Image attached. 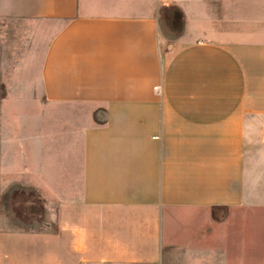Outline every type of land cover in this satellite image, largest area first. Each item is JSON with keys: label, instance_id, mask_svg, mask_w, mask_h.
Segmentation results:
<instances>
[{"label": "crops", "instance_id": "1", "mask_svg": "<svg viewBox=\"0 0 264 264\" xmlns=\"http://www.w3.org/2000/svg\"><path fill=\"white\" fill-rule=\"evenodd\" d=\"M253 3L219 30L195 21L170 37L161 0H0V19L61 22L38 72L36 49L22 50L12 100L16 185L44 194L47 219L1 235L0 264H16V244H45V264H155L178 212L264 200V12Z\"/></svg>", "mask_w": 264, "mask_h": 264}, {"label": "rangeland", "instance_id": "2", "mask_svg": "<svg viewBox=\"0 0 264 264\" xmlns=\"http://www.w3.org/2000/svg\"><path fill=\"white\" fill-rule=\"evenodd\" d=\"M259 1L263 13L264 0ZM161 4V29L170 37L194 33L195 21L214 32L222 18L251 14L254 5L253 0H161ZM60 26L58 20L24 26L0 19V236L43 230L47 219L44 194L34 186L16 185V139L10 137L16 130V103L12 100L16 99V66L24 61L22 50L29 45L36 49L31 65L38 72L49 37ZM24 33L31 34L30 44L18 45L16 38ZM261 192L264 198V188ZM178 213L180 221L171 226L168 244L155 264H264V200H250L241 209ZM46 249L45 244H16V264H45Z\"/></svg>", "mask_w": 264, "mask_h": 264}]
</instances>
